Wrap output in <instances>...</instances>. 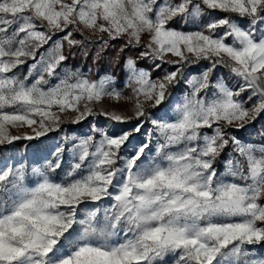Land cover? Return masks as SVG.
<instances>
[{
	"label": "snow or ice",
	"instance_id": "1",
	"mask_svg": "<svg viewBox=\"0 0 264 264\" xmlns=\"http://www.w3.org/2000/svg\"><path fill=\"white\" fill-rule=\"evenodd\" d=\"M119 40L128 96L68 63ZM63 117L89 131L0 163V264H264V142L232 134L264 117V0H0V146Z\"/></svg>",
	"mask_w": 264,
	"mask_h": 264
},
{
	"label": "rangeland",
	"instance_id": "2",
	"mask_svg": "<svg viewBox=\"0 0 264 264\" xmlns=\"http://www.w3.org/2000/svg\"><path fill=\"white\" fill-rule=\"evenodd\" d=\"M221 15L218 13H210L206 16H203L201 18L188 21L185 23V21L177 18L171 23V27L177 28L179 30L184 31H195L200 30L206 25L209 21L215 18H219ZM86 35H89L91 39L95 40L98 39V37L101 35L97 33L96 35H91L90 33H85ZM106 37V34H103ZM77 38H81L77 34ZM123 43V40L114 41V47L110 48L106 55L103 56L102 60H105L104 66L100 67L98 65H93L90 61L91 59H85L83 58L79 52L76 53L75 58H70L69 60V66L75 65L77 68H79L81 71H83L86 75H88L92 79H98L99 76L104 75L106 73H114L117 85L119 86V89L124 92L126 96L130 95V89H127L123 86V82L125 80V77L123 73L121 72V67L118 68V73L113 72L110 69L109 62L111 61L110 58L107 56V54H112L111 52L114 50V48L120 47V45ZM117 49V51H118ZM140 49H129L126 53H124L125 57L134 54L138 55V52ZM107 56V57H105ZM108 58V59H107ZM171 58V57H169ZM174 59V58H173ZM74 60V61H72ZM150 65H152L151 60H146ZM203 64H206L207 62H202ZM144 68V67H143ZM164 68L170 69V65H165ZM89 69H92L91 71H88ZM157 73H153V76L155 77ZM163 72L160 73L162 75ZM224 75L228 77L229 81L231 83H235V80H233L229 74L227 69H221L217 75ZM185 89L184 85H181L180 90L183 91ZM176 90H174L175 92ZM103 107L109 111H116L120 114L127 115V116H133L132 112V104L128 100H121L119 102L115 100H105L103 102ZM96 111L99 110V106L97 109H94ZM63 123L61 124V128L63 131H57V132H51L45 137H41L40 139L27 141V140H21L17 142H26L23 146H12L9 149H2V151L5 152V154L0 155V163L7 160L9 164L13 163H22L26 165L30 171L31 167L33 166H39L36 162L40 161L43 162V157L47 155L51 150H54V147L58 144L63 143L65 135L75 136L77 134L76 131L70 132L69 129H76L78 131L82 132H88L89 128L87 125V122H84L80 125H74L71 124L69 119L67 117H63ZM90 120H93L95 122L96 120L103 119L102 117L96 116V117H89ZM134 122V121H133ZM119 126V125H118ZM11 134L18 135L22 134L25 129H10ZM29 134L31 133V130H26ZM236 132H246L245 137H239L236 135ZM233 135H236L242 142H254V143H262L264 142V117H261L258 119L254 124L247 125L244 129L239 131H233ZM16 143V142H15ZM14 143V145H15ZM1 147V146H0ZM230 150V149H229ZM1 152V151H0ZM3 152V153H4ZM221 170L222 167H221Z\"/></svg>",
	"mask_w": 264,
	"mask_h": 264
},
{
	"label": "trees",
	"instance_id": "3",
	"mask_svg": "<svg viewBox=\"0 0 264 264\" xmlns=\"http://www.w3.org/2000/svg\"><path fill=\"white\" fill-rule=\"evenodd\" d=\"M216 13H218V14L221 15V16L225 15L224 13H219V12H216ZM237 19H238V18H237ZM117 49H118V48H114V50L111 52L112 54H107V56L109 55L108 57L110 58L111 61H112L113 58L116 56ZM127 51H128V50H126L125 53H126ZM122 55L125 57L124 53H123ZM107 56H105V57H107ZM136 56H137L136 54L133 55V57H136ZM107 59H108V58H107ZM72 61H74V60H72ZM90 61H91V60H90ZM111 61L109 62L110 69H111L113 72L118 73L117 71H118V68H120V66H119V65H116V64H114V63H112ZM74 62H75V61H74ZM104 62H105V60H101L97 65L100 66V67H102V66H104ZM138 62H139V64H140L141 67H144V68H151V65H150L146 60H139ZM153 73H155V71H153ZM236 135L239 136V137H245L246 132H236ZM25 144H26V142H16L15 145H12V146H13V147H14V146H23V145H25ZM12 146H8V145L1 146V147H0V151H1V152H0V155L5 154V152L2 151V149H9V148L12 147ZM3 152H4V153H3Z\"/></svg>",
	"mask_w": 264,
	"mask_h": 264
}]
</instances>
